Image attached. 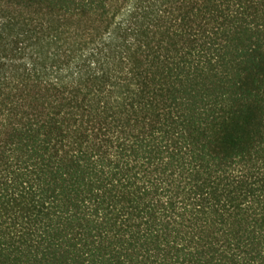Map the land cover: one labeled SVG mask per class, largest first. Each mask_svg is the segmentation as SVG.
I'll return each instance as SVG.
<instances>
[{
  "label": "trees",
  "instance_id": "1",
  "mask_svg": "<svg viewBox=\"0 0 264 264\" xmlns=\"http://www.w3.org/2000/svg\"><path fill=\"white\" fill-rule=\"evenodd\" d=\"M0 264H264V0H0Z\"/></svg>",
  "mask_w": 264,
  "mask_h": 264
}]
</instances>
